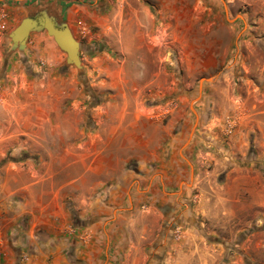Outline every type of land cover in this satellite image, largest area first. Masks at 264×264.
Instances as JSON below:
<instances>
[{"label": "rangeland", "instance_id": "rangeland-1", "mask_svg": "<svg viewBox=\"0 0 264 264\" xmlns=\"http://www.w3.org/2000/svg\"><path fill=\"white\" fill-rule=\"evenodd\" d=\"M10 31L0 33L5 61ZM75 37L83 45L81 68L68 64L63 50L57 63L39 59L36 70L7 68L21 77L63 76L74 84L65 86L69 94L59 112L43 115L40 132L10 134L0 122V140L12 138L0 147V173L9 167L48 174L52 157L66 153L65 142H80L99 125L143 129L154 148L119 150L118 168L131 177L117 190L112 210L130 217L136 202L148 214L137 225L152 229L145 238L117 233L115 226L104 230L105 258L131 252L138 239L143 242L132 263L138 256L141 264H170L166 257L177 258L182 241V264H264V0H182V65L156 66L161 47L154 48L145 32L136 38L140 54L132 53L131 36L125 52L118 36L111 42ZM165 49L174 60L178 49ZM68 201L81 229L97 218L91 213L83 219L81 207ZM114 213L106 217V229ZM116 243L123 247L119 253ZM124 259L112 264H131Z\"/></svg>", "mask_w": 264, "mask_h": 264}, {"label": "crops", "instance_id": "crops-1", "mask_svg": "<svg viewBox=\"0 0 264 264\" xmlns=\"http://www.w3.org/2000/svg\"><path fill=\"white\" fill-rule=\"evenodd\" d=\"M41 11L66 22L75 36L89 42L96 37H108L111 42L118 36L122 52L127 51L123 45L131 36L132 53L140 54L142 48L137 46L136 38L145 32L151 35L154 48L161 47L157 50L156 66L157 61L164 68L167 63L182 65V0H0V21L5 29L12 30L25 16ZM27 44L25 52L19 55L9 48L6 61L0 55V66L5 63L6 67L5 72L4 68L0 69V122L2 132L10 134L40 132L43 115H49L52 110L58 113L65 92L69 94L65 86L74 84L63 76L21 77L15 71L6 73L9 66L15 68L22 64L36 70L39 59L57 63V57L63 56L44 29L31 32ZM171 45L178 49L174 60L169 52L165 54V47ZM42 85L47 87L44 89ZM45 117L48 118L46 114ZM56 129L62 130V123L57 124ZM58 137L60 143L65 142L63 136ZM11 139L4 137L0 147H6ZM65 143L62 148L66 153L52 157L53 167L48 174L31 168L16 171L9 167L0 173V264H112L119 257L130 259L131 264H141V257L137 256L134 263L131 259L143 241L137 239L134 250L122 256L118 252L123 250L122 244H114L120 245L115 251L119 255L108 261L102 254L104 238L101 236L107 230H114V226L117 233L126 230L136 238H145L148 229H152L149 224L137 225L148 214L141 213L136 202L134 206L131 204L133 215L130 217L122 211L114 213L112 202L116 200L117 190L131 177L130 172L118 168L121 165L119 150L152 149L154 142L143 129L124 132L112 124L99 125L80 142L68 140ZM112 180L114 184L102 191V186ZM138 181L141 184L142 180ZM139 190L141 197H148L145 188ZM67 199L78 209L81 207L79 213L83 219L91 213L97 217L88 228L81 229L74 223L73 208ZM110 212L114 213L115 221L106 229L109 222L105 219ZM137 214L139 218H135ZM177 245V258L171 253L166 257L167 263L182 264V241Z\"/></svg>", "mask_w": 264, "mask_h": 264}, {"label": "water", "instance_id": "water-1", "mask_svg": "<svg viewBox=\"0 0 264 264\" xmlns=\"http://www.w3.org/2000/svg\"><path fill=\"white\" fill-rule=\"evenodd\" d=\"M46 30L53 37L56 44L66 53V61L81 68V50L83 45L66 22L58 21L46 11L33 16H25L10 31L12 50H23L27 46L29 35L33 31Z\"/></svg>", "mask_w": 264, "mask_h": 264}, {"label": "built area", "instance_id": "built-area-1", "mask_svg": "<svg viewBox=\"0 0 264 264\" xmlns=\"http://www.w3.org/2000/svg\"><path fill=\"white\" fill-rule=\"evenodd\" d=\"M4 26L2 25L1 21H0V33L2 32Z\"/></svg>", "mask_w": 264, "mask_h": 264}]
</instances>
